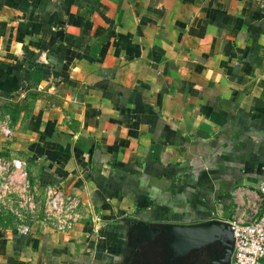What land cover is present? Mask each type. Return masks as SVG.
Segmentation results:
<instances>
[{
  "label": "crops",
  "instance_id": "obj_1",
  "mask_svg": "<svg viewBox=\"0 0 264 264\" xmlns=\"http://www.w3.org/2000/svg\"><path fill=\"white\" fill-rule=\"evenodd\" d=\"M3 113L28 180L86 211L12 228L0 264H130L134 220L246 219L264 179V0H0Z\"/></svg>",
  "mask_w": 264,
  "mask_h": 264
},
{
  "label": "rangeland",
  "instance_id": "obj_2",
  "mask_svg": "<svg viewBox=\"0 0 264 264\" xmlns=\"http://www.w3.org/2000/svg\"><path fill=\"white\" fill-rule=\"evenodd\" d=\"M13 110L10 111L11 127L18 122V112ZM6 121V113H3L0 115V236L19 224H29L40 218L57 224L79 222L86 211L84 202L76 201L72 193L62 192L60 207L53 208L48 202L51 198L48 192L36 188L13 160L15 156L6 146L11 136L10 130L4 128L8 126ZM27 169L32 176L28 166Z\"/></svg>",
  "mask_w": 264,
  "mask_h": 264
},
{
  "label": "water",
  "instance_id": "obj_3",
  "mask_svg": "<svg viewBox=\"0 0 264 264\" xmlns=\"http://www.w3.org/2000/svg\"><path fill=\"white\" fill-rule=\"evenodd\" d=\"M133 242L136 251L130 264H137L141 259V245L145 244L148 258L159 239L169 241L173 255H188L193 251H214L210 264H231L235 237L230 222L213 218L195 223L149 222L134 220L131 224ZM141 244V245H140ZM161 262L160 264H163Z\"/></svg>",
  "mask_w": 264,
  "mask_h": 264
},
{
  "label": "built area",
  "instance_id": "obj_4",
  "mask_svg": "<svg viewBox=\"0 0 264 264\" xmlns=\"http://www.w3.org/2000/svg\"><path fill=\"white\" fill-rule=\"evenodd\" d=\"M258 189L259 202L253 206L249 216L246 219L236 217L230 222L235 237L231 264H264V179ZM48 194L51 196L49 204L58 209L63 193L50 191ZM18 227L24 232L29 231L27 224H19Z\"/></svg>",
  "mask_w": 264,
  "mask_h": 264
},
{
  "label": "flooded vegetation",
  "instance_id": "obj_5",
  "mask_svg": "<svg viewBox=\"0 0 264 264\" xmlns=\"http://www.w3.org/2000/svg\"><path fill=\"white\" fill-rule=\"evenodd\" d=\"M158 245L153 250V256L148 258L146 245H141V259L137 264H210L211 258L215 256L214 251H193L188 255H173L169 249V241L165 242L163 238L159 239Z\"/></svg>",
  "mask_w": 264,
  "mask_h": 264
}]
</instances>
